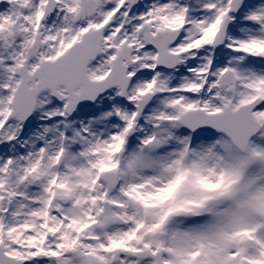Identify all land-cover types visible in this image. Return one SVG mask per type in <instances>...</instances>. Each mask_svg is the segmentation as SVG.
Wrapping results in <instances>:
<instances>
[{
	"label": "snow or ice",
	"instance_id": "6c2138e0",
	"mask_svg": "<svg viewBox=\"0 0 264 264\" xmlns=\"http://www.w3.org/2000/svg\"><path fill=\"white\" fill-rule=\"evenodd\" d=\"M0 264H264V0H0Z\"/></svg>",
	"mask_w": 264,
	"mask_h": 264
}]
</instances>
